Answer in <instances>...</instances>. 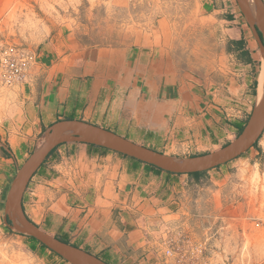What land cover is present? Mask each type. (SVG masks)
Masks as SVG:
<instances>
[{"label":"crops","instance_id":"0c3cea01","mask_svg":"<svg viewBox=\"0 0 264 264\" xmlns=\"http://www.w3.org/2000/svg\"><path fill=\"white\" fill-rule=\"evenodd\" d=\"M198 1L239 70L256 74L246 92L257 94L259 45L236 1ZM153 34L136 33L122 47L90 49L78 42L73 47L70 39L52 38L39 48L21 97L22 118L17 126L0 129V160L6 167L0 168V194L7 195L18 169L58 121H83L181 158L220 149L243 126L247 97L223 108L231 116L216 119L224 115L218 106L224 88L211 81L213 69L199 80L194 70L182 71L176 42ZM224 54L223 48L219 58ZM191 177L158 172L104 148L66 143L53 149L32 176L22 209L41 229L33 204L50 206L44 221L51 229L41 230L106 264H160L152 227L175 224L166 221L169 217L181 219V197ZM35 197L42 199L35 202ZM0 221L8 228L4 206ZM50 257L53 263L60 259Z\"/></svg>","mask_w":264,"mask_h":264},{"label":"rangeland","instance_id":"374dc122","mask_svg":"<svg viewBox=\"0 0 264 264\" xmlns=\"http://www.w3.org/2000/svg\"><path fill=\"white\" fill-rule=\"evenodd\" d=\"M214 29L213 22L202 15L198 0H0V129L19 124L21 97L28 83L13 82L9 70L1 67L3 58L19 65L27 63L28 73L39 48L52 38L70 39L73 47L78 42L91 49L122 47L136 33L147 32L155 33L159 41H175L180 69L194 70L198 80L213 69L211 81L224 88L218 94L224 115L216 119L227 113L231 116L223 108L247 97L241 119L245 125L256 96L246 92L251 88L246 86L255 81L256 74L239 70L229 46L218 40ZM238 131L221 145L233 141ZM255 143L229 165L190 178L181 197V219L169 217L166 221L176 223L152 227L160 264H264V130ZM212 151L216 150L200 154ZM0 168L6 169L1 160ZM5 198L0 194L1 213ZM41 199L35 197L34 201ZM48 208L44 203L33 204L40 214L37 223L41 229H51L44 221ZM166 237L172 251L169 257L162 245ZM30 246L28 236L3 227L0 221V264L66 263L61 259L53 263V253L46 257L44 249L36 245L31 250Z\"/></svg>","mask_w":264,"mask_h":264},{"label":"water","instance_id":"95a60500","mask_svg":"<svg viewBox=\"0 0 264 264\" xmlns=\"http://www.w3.org/2000/svg\"><path fill=\"white\" fill-rule=\"evenodd\" d=\"M246 23L255 36L264 62V3L262 0H235ZM264 130V90L256 95L252 112L240 134L220 149L197 158L165 155L114 132L83 121L64 120L52 124L42 135L39 145L15 174L4 203L8 227L28 236L68 264H106L95 256L64 243L32 223L22 209V197L28 182L49 153L66 143H82L112 151L175 175H189L211 171L239 158L250 150Z\"/></svg>","mask_w":264,"mask_h":264},{"label":"built area","instance_id":"2783aa9c","mask_svg":"<svg viewBox=\"0 0 264 264\" xmlns=\"http://www.w3.org/2000/svg\"><path fill=\"white\" fill-rule=\"evenodd\" d=\"M29 64H30V62L28 63V65ZM1 67L4 70H9L10 75H11V79L13 80V82L20 83V82H25L27 80V63L22 62V64L19 65V64L15 63V60L11 61L10 59L3 58L1 60ZM167 241H168L167 237L163 238V244L162 245L166 246V251H164L165 257H169L171 255V252H172L170 250V248L167 246V244H169V241L168 242Z\"/></svg>","mask_w":264,"mask_h":264},{"label":"trees","instance_id":"16d2710c","mask_svg":"<svg viewBox=\"0 0 264 264\" xmlns=\"http://www.w3.org/2000/svg\"><path fill=\"white\" fill-rule=\"evenodd\" d=\"M245 125H243L240 129H239V131H238V135L240 134V132L242 131V129H243V127H244ZM227 145V144H226ZM256 145V143L253 145V147ZM223 147V146H222ZM120 155V154H119ZM120 156H123V155H120ZM123 157H125V158H128V157H126V156H123ZM241 157V156H240ZM239 157V158H240ZM238 159V158H237ZM131 160H134V159H131ZM135 161V160H134ZM144 164V163H143ZM145 166H147V167H149V168H152V169H154V170H156V171H158V172H163V171H161V170H158V169H156V168H154V167H152V166H149V165H146V164H144ZM226 165V164H225ZM220 167H222V166H220ZM220 167H217V168H215V169H218V168H220ZM163 173H166V172H163ZM205 173V172H204ZM166 174H170V173H166ZM201 174H203V173H197V174H189V176H198V175H201ZM170 175H174V174H170ZM8 224H9V222H8ZM54 237V236H53ZM54 238H56V237H54ZM28 239L30 240V242H31V250H33L34 248H35V246L36 245H38L41 249H44V250H47V248H45L43 245H41V244H39L37 241H35L34 239H32V238H30V237H28ZM58 239V238H57ZM58 240H60V239H58ZM60 241H62V240H60ZM64 243H66V242H64ZM51 252V251H50ZM51 253H53V252H51ZM54 255H56L55 253H53ZM57 257H59L58 255H56ZM60 258V257H59ZM60 259H62V258H60ZM63 260V259H62Z\"/></svg>","mask_w":264,"mask_h":264},{"label":"bare ground","instance_id":"6f19581e","mask_svg":"<svg viewBox=\"0 0 264 264\" xmlns=\"http://www.w3.org/2000/svg\"><path fill=\"white\" fill-rule=\"evenodd\" d=\"M264 90V62H262L259 73H258V78H257V94L260 96V94Z\"/></svg>","mask_w":264,"mask_h":264}]
</instances>
